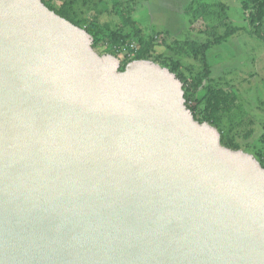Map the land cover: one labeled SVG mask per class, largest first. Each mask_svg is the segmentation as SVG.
<instances>
[{
    "label": "water",
    "instance_id": "1",
    "mask_svg": "<svg viewBox=\"0 0 264 264\" xmlns=\"http://www.w3.org/2000/svg\"><path fill=\"white\" fill-rule=\"evenodd\" d=\"M93 45L0 0V264H264L262 163L169 68Z\"/></svg>",
    "mask_w": 264,
    "mask_h": 264
},
{
    "label": "rangeland",
    "instance_id": "2",
    "mask_svg": "<svg viewBox=\"0 0 264 264\" xmlns=\"http://www.w3.org/2000/svg\"><path fill=\"white\" fill-rule=\"evenodd\" d=\"M122 1L125 7L122 10L119 6L117 13L114 11L116 0H103L99 3L91 1L88 6H84V0L75 2L76 10L81 16L92 17V22L105 31L112 29L128 35L123 45L125 47L128 44L127 48L120 47L116 54L113 53L114 46L106 39L96 44V51L115 55L121 60V65L125 66L133 60L129 57L133 53L132 45L139 49L148 42L153 46V51H150L151 56L147 59L167 68L172 60H179L182 61L180 71L187 77L194 81L204 77L203 85L193 94L196 103L197 97L206 95V88L209 86L222 87L226 91L234 90L236 99L232 110L221 112V121L217 127L212 125L231 136L239 144V149L255 157V152L260 149L264 151V17L259 29L251 25L249 13L256 8L255 1ZM196 1L203 4L215 3L214 11L217 15L199 12L198 17L194 18ZM231 27L237 28L238 32L227 42L215 44L216 38L221 37L226 30L230 31ZM190 42L214 43L206 53L210 69L208 78L202 72L209 69L205 68L204 59L196 58L189 48ZM193 100L189 105L195 104ZM199 113L200 116L204 113L201 108Z\"/></svg>",
    "mask_w": 264,
    "mask_h": 264
},
{
    "label": "trees",
    "instance_id": "3",
    "mask_svg": "<svg viewBox=\"0 0 264 264\" xmlns=\"http://www.w3.org/2000/svg\"><path fill=\"white\" fill-rule=\"evenodd\" d=\"M42 1L45 3L46 6L54 10L56 13H58L62 17H65L66 19L70 20L74 24L84 27L87 31H89L91 35L94 37V45H93L94 47L96 46L97 43L103 41L104 39L109 40L112 43V45L114 46L113 49H115L113 50L114 54L117 53V50H119L120 47L121 48L124 47L123 45L126 43L128 35L122 34L121 31H114L112 29H110L109 31H105L103 28H101L100 26L92 22V17L81 16L76 10L75 2L77 0H42ZM91 1H97L99 3L103 0H84V6H88V4L91 3ZM124 1L131 2L134 0H124ZM254 1L256 3V8L250 10V13H249L250 23L252 26L259 29V27H262V19L264 17V0H254ZM119 6L122 8V10L124 9L125 6L123 5L122 0H116V5H114V11L116 13H117L116 10ZM246 8H248L247 5H246ZM194 10H195V13L193 15L194 18L198 17L199 12L206 13L207 15L210 14L211 16L217 15L214 11L215 3L203 4L202 2L199 3L198 1H196V6ZM237 32H238L237 28L235 29L232 28L230 31L226 30V32L221 37L216 38L215 44H221L222 41H224V43L227 42V40H229V38L232 37V35ZM141 41L143 42L144 40L141 38ZM213 44L214 43L212 42L211 43L205 42L203 44L193 43V42L189 43V48L194 52V55L196 56V58L200 57L204 59V64H205L206 69H209L206 53H207V50ZM186 46L188 47V45ZM131 51H133V53L129 55L131 59L133 60L134 59H147L149 58V56H151V52L153 51V46H151L148 42H146V45L143 46V48L142 47L139 49L136 48V49H132ZM181 65H182V61L172 60V63L169 69L173 71L174 73H176V75L182 80L184 84L186 103L188 107L192 109L196 119L202 122L208 121L209 123L217 127V124H219V122L221 121L219 117L220 113L230 112L232 110V106L234 105L235 99H236V92L234 90L226 91L222 87H216V86L210 87L209 86L208 88H206V92H207L206 95L204 97L202 96L201 98L197 97V103H196L193 100V94L203 85L204 77L197 78L196 81H194L193 79L187 77L184 73L180 71ZM124 68L125 66L122 65L121 69L123 70ZM202 73L204 74L206 78H208L210 69ZM204 90H205V87H204ZM192 100L194 101L195 104L189 105V102ZM202 105H205V107H201ZM200 108L202 112H204V113H201L202 114L201 116L199 115ZM220 132H221L222 143L224 145L232 149L240 148L239 144L234 142L231 136L225 134L223 131H220ZM254 154L256 155V157L259 158L262 165L264 166V151L260 149Z\"/></svg>",
    "mask_w": 264,
    "mask_h": 264
},
{
    "label": "built area",
    "instance_id": "4",
    "mask_svg": "<svg viewBox=\"0 0 264 264\" xmlns=\"http://www.w3.org/2000/svg\"><path fill=\"white\" fill-rule=\"evenodd\" d=\"M128 45V44H127ZM127 45H125V47H123V49H125V48H127ZM133 47H132V49H136V48H138V47H135V45H132Z\"/></svg>",
    "mask_w": 264,
    "mask_h": 264
},
{
    "label": "clouds",
    "instance_id": "5",
    "mask_svg": "<svg viewBox=\"0 0 264 264\" xmlns=\"http://www.w3.org/2000/svg\"><path fill=\"white\" fill-rule=\"evenodd\" d=\"M95 48V47H94ZM121 61V60H120ZM188 106V105H187Z\"/></svg>",
    "mask_w": 264,
    "mask_h": 264
}]
</instances>
